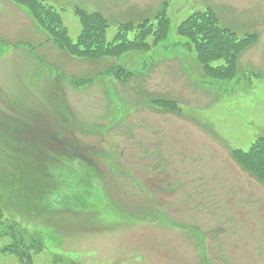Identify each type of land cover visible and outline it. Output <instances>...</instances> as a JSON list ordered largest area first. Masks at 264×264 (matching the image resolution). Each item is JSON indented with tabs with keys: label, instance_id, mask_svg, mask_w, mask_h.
Instances as JSON below:
<instances>
[{
	"label": "rangeland",
	"instance_id": "374dc122",
	"mask_svg": "<svg viewBox=\"0 0 264 264\" xmlns=\"http://www.w3.org/2000/svg\"><path fill=\"white\" fill-rule=\"evenodd\" d=\"M161 1L0 0V112L13 117L0 121V264H238L231 249L257 240L245 264H264L260 226L234 224V215L227 225L213 223L211 208L189 190L216 188L236 219L248 213L264 223V181L232 150L259 137L264 146V0ZM161 6L167 17L155 43L129 46L126 25L154 18ZM85 12L84 40L75 44ZM188 14L202 16L205 31L212 17L226 24L189 35L196 19L180 22ZM116 30L115 47L96 51ZM153 61L144 78L121 66L146 72ZM219 63L226 67L211 69ZM51 69L59 75L49 81ZM19 103L27 105L22 114ZM108 124L106 140L100 127ZM65 147L86 166L53 164ZM101 151L112 172L96 164ZM250 163L264 176L263 163ZM188 171L197 176L191 184ZM43 209L56 212L53 225L39 224ZM25 211L36 216L25 220ZM17 219L60 246L45 238L27 248Z\"/></svg>",
	"mask_w": 264,
	"mask_h": 264
},
{
	"label": "trees",
	"instance_id": "16d2710c",
	"mask_svg": "<svg viewBox=\"0 0 264 264\" xmlns=\"http://www.w3.org/2000/svg\"><path fill=\"white\" fill-rule=\"evenodd\" d=\"M89 14H93V13H89ZM82 18H83V21H84V22H82V25H85L87 27V24L85 23V21L87 19L86 12L82 14ZM218 18H219V20L217 18H216L217 19L216 20L214 17H212L210 19V22L206 26V31H205L204 18L202 16H196L195 17L196 21L193 22V23H190L188 25L189 35H195V36L198 37L199 35H202V36L203 35H207V33H206L207 31L208 32H212V31H215V30L219 29L220 28L219 23L223 24V23H225V21L221 17H218ZM161 22H163V21H161ZM189 26H190V28H189ZM160 27H159V29H160ZM159 29H158V31H159ZM46 30H48V29H46ZM55 43L57 44V46L60 49H65L66 48V46L62 45V42L59 41V40H56ZM24 44L26 46L28 45L27 43H24ZM106 48H109V47H106ZM69 52L71 54H74L71 51H69ZM102 55H106V54L104 53ZM227 62L229 63V61H227ZM40 63L42 64L43 61H41ZM225 67L226 66H224L223 64H220V65H217V66H213L212 65L211 69L218 70V69H222V68H225ZM58 75H59V73H57V72H55V71H53L51 69V72L49 73V76L47 77V79L49 81H52ZM15 106H16V110L23 108V112L27 108V105L25 106V104H23V103L16 104ZM3 107H6V106H3ZM16 110L14 112L18 111V110L17 111ZM174 111H178V110L175 109ZM18 112H19V114L23 113L22 111H18ZM0 117H1L0 121H3L4 124H5V122L8 123V119L9 118H13L12 116L8 115L7 113H2V112H0ZM42 120L43 119L39 120L38 123L41 124ZM111 129H112V126L110 124L100 127V131L102 133L106 134V138H105L106 140H108L107 139L108 131L111 130ZM260 141H261V139L258 140L250 148V150H248V151L233 150V154H234V159L237 161V163L244 170L252 173L253 175H255L262 182V181H264V176H262V174L260 172H258L259 170H257L256 167L253 164L250 163V162L254 161V159H255V160H258L261 163H263V167H264V146H262L260 144ZM263 143H264V141H263ZM118 147H121V145L119 144ZM126 147H127V145H125L123 149H125ZM106 149H108V148H106ZM103 151H105V150H103ZM106 153H103L101 151V153L97 154L96 156H93V158L96 160V164L101 165L103 167V169H105L104 172H107L108 170L112 172L113 169L108 167L107 165H105V164H107V162L104 160V156L106 155ZM237 153H239V154H237ZM59 154L61 155V157L53 160L52 161L53 164H57V162L60 159V164H62V165H64L66 162H68V163H73V164H80L81 166H86L84 163H82L83 156H81L79 154L72 155L70 150L68 148H66V147H65L64 150L60 151ZM117 155L118 156H122L123 152L119 153ZM85 156H87V155H85ZM130 159L132 160L131 156H130ZM246 159H250V162L246 161ZM166 162H167V164L174 165L173 158L171 160H166ZM45 164H48V162H46ZM155 166H157V163L155 164ZM102 167H100L99 169L102 170ZM157 171L158 172H163L161 169L157 170ZM48 172H49V174L51 176V179L54 180L53 173L51 171H48ZM185 176H187L186 177V181H187L188 184H191V183L195 182V180L197 178V176L194 175L193 173H191L190 171L185 173ZM148 188L149 189L151 188V189L154 190L153 184L151 183L150 187H148ZM55 189H53V190L47 189V191L53 193L55 191ZM189 190L194 195H197L198 192H199L200 195H201L200 196L201 200L205 201V203L208 204V206L211 208V210L213 212V216L216 218L213 221V223H215V224H218V223L222 224L223 223V224L227 225V223H230L232 215H234L233 218H232V222H234V224L243 225L245 228L250 229L252 231H254L256 229L255 226L258 225L262 229V233H263L262 237L264 238V223L251 219L249 217L248 213H246V217H242L241 219H239V218L236 219L235 218L236 215L234 214L233 211L226 210V209L221 207V205L219 203V200H218V196H219L220 193H218L216 191L217 190L216 188L207 190V189H196V188H194L192 186H189ZM229 196H230V203L232 205V209H236L237 210L238 209V207L236 205L237 204V197L235 195H233L232 193H229ZM220 200L223 202V204H225V200H224L223 197H221ZM43 210H44V214L40 215L39 224L43 225V226L53 225L56 222V217H55L56 212L54 211V209H43ZM22 215L25 217V220L30 218V217H35L36 216V215H34V216L29 215L27 213V211L22 213ZM25 220H23V221H25ZM21 221L22 220H18L17 219L16 220V226L20 227V228H18L19 230H25L26 227H23L21 225ZM204 221L205 222L206 221L210 222L211 219H207V220L205 219ZM35 223H37V221ZM239 225L238 226L237 225L236 226H232V228L233 229H238ZM8 231L16 232L17 230L14 229V231H13V230H11V227H10V228H8L7 232ZM38 231L37 230L36 231H30L29 233H27V230H25L24 232H20L22 235H24V234L28 235V240H31V243L28 244V245H24L23 243H21V244L24 245V246H27V248H35L36 245H34V244H35L36 240L37 241L38 240H44L46 238L45 235L44 236H40ZM43 231H45V233H47L49 230H44L43 229ZM7 232H4V234L7 233ZM236 232L238 233V231H236ZM46 243L49 245V247H51L53 249L58 248L60 246L58 240H50V239L46 238ZM260 243H261L260 240L245 242V249L241 250L243 253H242V255L239 258H237V256L241 254V251H239L238 253L234 254L233 253V248L231 246V248H232L231 249V256L235 259V262H237L238 264H245L251 258V255H249L248 252L250 250L257 251L258 250L257 248L259 247ZM249 245H252L251 248H248ZM7 249L13 250V252L17 251L13 247H8ZM253 260L256 261L257 257L254 258Z\"/></svg>",
	"mask_w": 264,
	"mask_h": 264
},
{
	"label": "crops",
	"instance_id": "0c3cea01",
	"mask_svg": "<svg viewBox=\"0 0 264 264\" xmlns=\"http://www.w3.org/2000/svg\"><path fill=\"white\" fill-rule=\"evenodd\" d=\"M110 256H115L117 257L118 259L122 258V254L118 253V254H114V255H110Z\"/></svg>",
	"mask_w": 264,
	"mask_h": 264
}]
</instances>
